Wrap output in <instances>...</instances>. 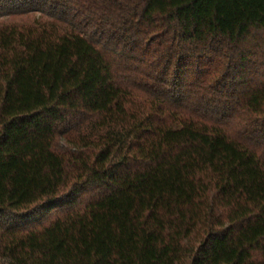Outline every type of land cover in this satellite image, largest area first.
<instances>
[{
	"label": "trees",
	"instance_id": "1",
	"mask_svg": "<svg viewBox=\"0 0 264 264\" xmlns=\"http://www.w3.org/2000/svg\"><path fill=\"white\" fill-rule=\"evenodd\" d=\"M0 264H264V0H0Z\"/></svg>",
	"mask_w": 264,
	"mask_h": 264
}]
</instances>
